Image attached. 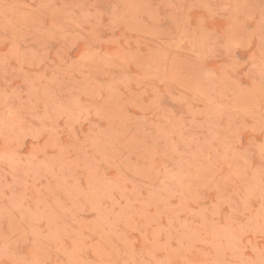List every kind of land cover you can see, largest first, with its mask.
Returning a JSON list of instances; mask_svg holds the SVG:
<instances>
[{
	"label": "clouds",
	"instance_id": "obj_1",
	"mask_svg": "<svg viewBox=\"0 0 264 264\" xmlns=\"http://www.w3.org/2000/svg\"><path fill=\"white\" fill-rule=\"evenodd\" d=\"M0 264H264V0H0Z\"/></svg>",
	"mask_w": 264,
	"mask_h": 264
}]
</instances>
